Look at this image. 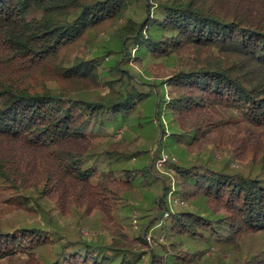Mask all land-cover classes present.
<instances>
[{"label": "trees", "instance_id": "16d2710c", "mask_svg": "<svg viewBox=\"0 0 264 264\" xmlns=\"http://www.w3.org/2000/svg\"><path fill=\"white\" fill-rule=\"evenodd\" d=\"M135 7L141 14L128 15ZM115 24L121 58L106 67L91 48ZM172 59L153 100L151 85L119 64ZM101 87L108 93L95 95ZM150 104L170 126L161 138L186 152L228 151L248 172L168 163L176 193L193 205L172 211L171 187L152 163L121 168L146 152L108 140L134 116L143 124ZM157 184L164 195L151 203L149 227L167 244L116 227L101 245L0 222V262L189 264L197 254L182 251L186 243L222 244L236 256L247 236L264 242V0H0V211L43 221L112 216L125 195ZM239 264H264V243Z\"/></svg>", "mask_w": 264, "mask_h": 264}, {"label": "rangeland", "instance_id": "374dc122", "mask_svg": "<svg viewBox=\"0 0 264 264\" xmlns=\"http://www.w3.org/2000/svg\"><path fill=\"white\" fill-rule=\"evenodd\" d=\"M134 12L138 16L141 14V11L135 7L131 9L128 15H132ZM118 25L115 24L112 29L97 34L91 48V56H100L101 62L106 67L112 66L114 60L121 58L119 44L114 39V33ZM106 53L109 56H106ZM175 63L176 61L172 59L165 62L156 60L151 64L149 61H146L141 66L134 65L132 62H129V64L121 62L119 64L123 70L130 72L142 86L148 87L151 85L150 90L154 94L153 100L156 97L160 98L163 96L162 91L158 90L155 84L159 82L162 73L167 74L175 67ZM96 93L105 95L108 93V90L105 87H101L94 94L96 95ZM143 109L145 115V118L142 120L143 124L139 125L137 117L134 116L123 128L110 129V134L113 136H109L108 140L115 143H130L133 150L146 152V155L142 157L133 158L123 163L121 168L132 170L152 163L154 169L157 171L156 176L162 180L165 186L168 187L169 185L171 187L167 201L172 211L192 209L193 205L176 193L175 173L170 169L168 163L182 165L183 163L193 164L208 161L217 166H223L224 163H228L229 168L233 171L248 172L243 165L231 159L228 151L219 152L210 148L188 150L189 152H186L184 147L173 145L170 142L171 139L169 141L168 138H161L162 128L167 132L170 131L167 117L153 104L146 105ZM153 189L146 190L138 186L133 193L125 195L120 200L124 206L120 210L115 211L112 216L103 215L99 211L90 213L89 215L79 212L64 218L56 214V218L53 220L43 221L40 216H34L27 211H12L7 213L0 211V222L5 230L34 227L37 224H41L42 227H48L51 231L57 232L64 240L80 237L86 239L88 242H95L101 245L111 243L112 239L108 230L116 227L130 239L140 236L152 245L158 243L167 244L165 238L159 235L155 228L149 227V220L152 219L151 217L154 213L153 210L149 209L151 203L157 195H164L158 184ZM176 201L179 204L175 203ZM42 204L46 207H51L46 202H42ZM263 243L262 236H247L241 243L242 254L236 256L222 244L208 246L202 242L197 244L186 243L184 247H181V250L190 253V255L192 253L197 254L189 264H239L247 256L254 254L263 246ZM0 264L7 263L0 262ZM139 264H149V257L144 258L143 262Z\"/></svg>", "mask_w": 264, "mask_h": 264}, {"label": "built area", "instance_id": "2783aa9c", "mask_svg": "<svg viewBox=\"0 0 264 264\" xmlns=\"http://www.w3.org/2000/svg\"><path fill=\"white\" fill-rule=\"evenodd\" d=\"M175 203H178V204H179V202H178V201H176Z\"/></svg>", "mask_w": 264, "mask_h": 264}]
</instances>
